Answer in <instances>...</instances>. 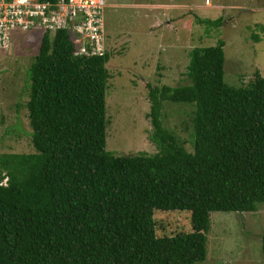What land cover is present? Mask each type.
Wrapping results in <instances>:
<instances>
[{
  "label": "trees",
  "instance_id": "trees-1",
  "mask_svg": "<svg viewBox=\"0 0 264 264\" xmlns=\"http://www.w3.org/2000/svg\"><path fill=\"white\" fill-rule=\"evenodd\" d=\"M222 45L189 49L186 82L147 83L155 151L115 153L108 53L75 56L66 30L42 32L26 71L32 150L0 152V264H192L209 211L264 202V66L227 84ZM165 100L191 104V150L162 124ZM153 208L188 209L190 230L156 234Z\"/></svg>",
  "mask_w": 264,
  "mask_h": 264
},
{
  "label": "rangeland",
  "instance_id": "rangeland-1",
  "mask_svg": "<svg viewBox=\"0 0 264 264\" xmlns=\"http://www.w3.org/2000/svg\"><path fill=\"white\" fill-rule=\"evenodd\" d=\"M101 11L109 76L104 91V147L115 153L155 151L147 83L186 82L188 51L223 40V81L246 83L264 66V0H104ZM220 17L215 24L200 19ZM38 30L18 32L0 53V152L30 151L25 101L26 71L37 50ZM258 38V39H257ZM187 102L165 100L162 124L191 150ZM189 210L153 208L156 234L190 230ZM264 202L254 210L208 213L205 257L192 264H264L259 237Z\"/></svg>",
  "mask_w": 264,
  "mask_h": 264
},
{
  "label": "built area",
  "instance_id": "built-area-1",
  "mask_svg": "<svg viewBox=\"0 0 264 264\" xmlns=\"http://www.w3.org/2000/svg\"><path fill=\"white\" fill-rule=\"evenodd\" d=\"M104 0H0V53L8 50L14 34L64 29L75 56L106 52L101 11Z\"/></svg>",
  "mask_w": 264,
  "mask_h": 264
},
{
  "label": "crops",
  "instance_id": "crops-1",
  "mask_svg": "<svg viewBox=\"0 0 264 264\" xmlns=\"http://www.w3.org/2000/svg\"><path fill=\"white\" fill-rule=\"evenodd\" d=\"M258 39V38H257ZM261 73V72H260Z\"/></svg>",
  "mask_w": 264,
  "mask_h": 264
}]
</instances>
